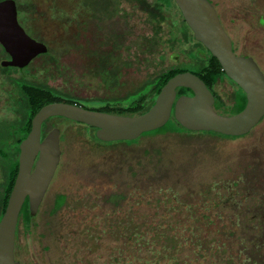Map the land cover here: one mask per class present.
Masks as SVG:
<instances>
[{"label": "rangeland", "instance_id": "rangeland-1", "mask_svg": "<svg viewBox=\"0 0 264 264\" xmlns=\"http://www.w3.org/2000/svg\"><path fill=\"white\" fill-rule=\"evenodd\" d=\"M35 1L38 3L34 15L37 32L61 57L65 49L72 50L68 45L111 44V39L126 45L119 55L125 57L127 50L131 57L134 89L170 65L191 60L187 67L192 71H197L200 65L197 55L188 51L196 45L192 38L172 41L173 35L181 34V26L171 0H164V19L160 22L150 18L135 2L126 0H121L112 17L104 19L92 5L89 7L94 15L85 9L84 0ZM64 12L68 22L75 21L66 34L63 33ZM19 18L28 33L41 39L25 23L21 13ZM157 23L160 28L156 32ZM69 54L73 58L71 51ZM71 66H75L74 62ZM79 77L80 85L74 84L73 88L88 96H100L109 89L92 69H86L85 75ZM60 80L55 78L54 84H61ZM214 88L222 97V109H225L232 101V86L222 79ZM134 99L132 96L118 102L117 108L132 107ZM101 102L85 103L99 106ZM216 109L221 114H229ZM56 120L68 125L65 127L68 141L50 191L32 225L20 233L19 257L24 264H98L101 261L117 264L115 258L109 260L110 251L106 253L104 247L110 245L113 251L118 247L120 258H127L131 245L126 241L129 229L135 238L144 235L141 238L149 241L150 250L162 254V243L152 242L154 231L165 232L167 223L179 222L182 227L169 231L182 238L190 237V232L194 238L206 237L216 250L212 251V257L209 255V261L198 258L194 264H241L242 256H237L240 236L245 240V256L249 258L244 264H264V118L248 134L238 138L208 137L205 132L185 131L189 136L194 134L187 137L167 132L144 136L135 144L111 146L93 143L89 127L79 124L84 130L72 120ZM163 126V131L181 130L171 119ZM206 190L209 196L202 197L201 193ZM59 192L65 193L66 201L54 210L53 201ZM112 193H127L115 211L106 199ZM239 201L245 204L244 220L236 209ZM256 202L261 210L254 208ZM208 220L209 228L204 225ZM237 220L246 225L240 234L237 226H229ZM157 225L160 229L153 228ZM146 226L151 228L144 229ZM86 227L88 232L94 230L95 237L98 235L97 245L91 244L92 236L85 233ZM131 242L134 259L145 257V251L135 252L139 245L133 239ZM222 242L225 248L217 251V245Z\"/></svg>", "mask_w": 264, "mask_h": 264}, {"label": "flooded vegetation", "instance_id": "flooded-vegetation-1", "mask_svg": "<svg viewBox=\"0 0 264 264\" xmlns=\"http://www.w3.org/2000/svg\"><path fill=\"white\" fill-rule=\"evenodd\" d=\"M4 1V0H0ZM86 2L83 3L84 8L88 9L92 12V15H94L93 10H97L99 14H101L102 19L107 16H113L114 12H116L119 8V3H121V0H84ZM129 3L135 2L139 9L143 10L147 15L148 12L145 10V7L143 3L136 2L134 0H126ZM212 5L215 7L217 15L220 19V22L222 26L224 27L225 31L231 38V44H232V50L235 54L244 56V57H251L255 63L258 65L259 69L262 71L264 75V0H209ZM16 8V17L18 23L22 26L24 31L34 38L35 40L42 42L46 46V51L38 53L35 55L27 64L23 66L19 65H11L7 64L8 61L11 60V55L9 52L5 49L4 45L0 42V145L2 146H12L17 147L18 149L13 150L12 158L16 165V174L18 171L19 166V152H20V144L23 139L26 138L29 131L32 127V118L36 114V112L44 105L52 103V102H66L71 103L75 105H79L84 108H88L91 110H97L107 113H115L113 111H125L127 112L128 105L125 107L117 108L118 102H123L124 100H128L133 95L134 88L132 87V71L130 66V60L131 58L129 56V53L127 50L125 57L120 56L119 54H122V50L126 47L114 43V41L111 39V44H104L99 42L98 44L94 46H71L68 45V48H71L72 50L65 49L62 53V57L59 53H55V50L52 49V47L49 45V43L43 38L41 34L37 32V26L35 24V8L36 4H38L35 0H13ZM47 2V1H45ZM145 2L148 3V5L153 6L155 2L161 5V10L164 11V0H145ZM89 5H92L93 10L89 7ZM68 9V8H67ZM65 10V12L67 11ZM168 10V9H166ZM64 12V24H63V33H69L70 29L69 27L74 23L75 21H70L66 19V14ZM20 13L21 16L24 18L25 23L30 26L32 31L36 34H38L41 39H38L34 36H32L30 33H28L23 24L20 22ZM69 14V11L68 13ZM50 18L53 19V14H49ZM128 16V14H127ZM164 16V15H163ZM68 18V16H67ZM90 18V17H89ZM99 18V16H98ZM71 24V25H70ZM99 28V27H98ZM236 28V29H235ZM113 30V29H109ZM113 38V37H112ZM125 47V48H124ZM197 51V56H201V58L204 59V57L207 56V53L201 48V46L195 47ZM71 51L73 58L70 59L71 55L69 52ZM65 53L69 54V56H65ZM77 57L78 62H75V57ZM125 58V61L122 60ZM188 59V57H186ZM189 60V59H188ZM191 60L188 62H183L186 64H191ZM75 64V66H71V64ZM182 63V62H181ZM86 69H92L95 72V75L97 78L104 80V83L108 86L107 93L100 95V96H88L85 94V92H81L76 88H73L74 84L80 85V77L82 74L85 75ZM125 70V71H124ZM184 71H190L192 70H184ZM183 72V71H182ZM88 73V72H87ZM125 73V75H124ZM194 73V72H193ZM225 73V72H224ZM197 75V74H196ZM61 78V84H54L55 78ZM111 77V79H110ZM222 79H225L231 86V96L233 100V94L236 92H240L241 95L244 94L245 102L243 104V107L246 103V94L240 88L233 80H231L226 74L222 77ZM220 79V80H222ZM220 80L215 82L211 87H208L209 90L212 92L214 96V102L215 97H220V99L223 101L222 97L216 92L214 86L217 84ZM177 96L181 94L186 95H192V92L190 89L186 90L185 92L178 93ZM103 103L99 106H87L85 102H100ZM155 100V99H154ZM72 101V102H71ZM232 103V101H231ZM153 104V103H152ZM151 104V105H152ZM89 105V104H88ZM150 105V106H151ZM149 106V107H150ZM214 106V103H213ZM120 107V106H119ZM149 107L147 109H149ZM215 108V107H214ZM146 109V110H147ZM216 109V108H215ZM222 109V107L220 108ZM145 110V111H146ZM217 110V109H216ZM225 110V109H222ZM144 111V112H145ZM143 113V112H142ZM141 114V113H139ZM136 114V115H139ZM234 114V113H233ZM124 115V114H119ZM128 115V114H125ZM172 115V114H171ZM170 115V118H171ZM133 116V115H131ZM63 120H71L69 118H66L64 116L60 115H51L45 118L40 125V134H39V141L42 142L46 135L53 129L58 130V144H59V159L56 164V167L53 171V174L51 176V179L48 182V185L44 191V194L41 198V201L39 202L37 209L35 213H30L29 205H28V197L26 196L22 206L20 208L17 223L15 227V236H14V257L15 259L20 263L24 264V262L20 259V248L21 246L18 244V239L20 236V233H24L28 227L32 225L33 219L37 215L40 206L43 203L44 198L48 194V192L51 189V184L53 183V180L56 178L59 166L62 162L63 153H64V144L68 141V133L65 131V127H67V124H64L61 121H57L56 119ZM169 118V119H170ZM264 118L262 116L258 123ZM77 122V124H81L82 126H86L90 128L91 134V140L93 143H96L98 145H104V146H111L115 144H135L138 142L142 137L144 136H151L155 134L160 133H175V134H184L187 137H193L194 134L188 135L187 132H205L206 135L209 137H222V138H238L241 136H244L248 134L256 125H254L248 132L241 134V135H228V137L220 136L218 134H213L210 132V130H190V129H183L179 130L178 132L174 131H165V132H157V133H151V134H144L142 135V132L139 136L133 138V139H116V140H110L105 141L97 138L96 136V130L97 128L94 126L87 125L83 122L74 121ZM79 125L80 127H82ZM162 127V126H161ZM183 127V126H182ZM83 128V127H82ZM160 128V127H159ZM184 128V127H183ZM84 130L86 128H83ZM157 129V128H156ZM155 130V129H154ZM151 131V130H150ZM148 132V131H146ZM214 132V131H213ZM218 133V132H216ZM142 135V136H141ZM225 135V134H224ZM94 136L100 140H95ZM235 136V137H233ZM132 142H127L131 141ZM39 152H37L34 161L32 163L31 172L35 168L36 160L38 159ZM15 174V177H16ZM1 170H0V178H1ZM14 177V180H15ZM240 180V177L238 178V182ZM237 181L233 182V186L237 185ZM14 184V181H13ZM12 184V186H13ZM11 186V189H12ZM10 189V191H11ZM9 191V194H10ZM8 194V197H9ZM127 193L124 194H118V193H112L111 195L107 196V203L111 205V209L115 211L118 207H120L121 202L120 200H123L124 197H126ZM202 197L209 196V190H206L205 192H202ZM200 194V195H201ZM63 197V200L61 203L57 204V198ZM8 200V199H7ZM66 201L65 193L59 192L55 194V198L53 201L52 209L57 210L60 208ZM25 202L27 203L28 207V213L31 216L29 221L26 223L25 219L23 218V207ZM130 201H128L129 203ZM133 200H131V206H132ZM229 202V200H228ZM244 201H239L237 204L236 209L238 212L241 213V219L244 220L245 218V204H242ZM232 204V202H229ZM7 204V203H6ZM159 204V203H158ZM228 204V203H227ZM157 205V204H156ZM218 204H216L217 206ZM227 206V205H224ZM6 207V206H5ZM179 207V205H178ZM254 208H257V210H261V205L259 202H256L254 204ZM132 221V217L130 218ZM209 220L204 223V225L209 228ZM175 225V226H172ZM192 225V224H190ZM182 227L181 222L171 224L167 223V227L165 228V232H158L157 230L154 231V237L152 238V242L156 241L161 244L162 254L158 253V250L151 251L149 248V241H143L144 239L141 238L143 236H140V238L133 237V230L129 229L126 237V241L130 242V247L128 249V256L127 258H120L119 252L120 249L117 247L114 248V251L110 245H106L104 247V250L106 253L110 251L108 254L109 260L116 259L117 264H194V261L198 258H201V260L206 259L209 261V255L212 257L214 254L212 251H216L213 249V242H209L208 238H197L193 237L192 233L190 232V237L182 238L181 236H177L176 232L172 233L169 230L176 229ZM231 228H236L239 232H244V229L246 228L245 222L236 221L233 225L230 223L229 225ZM160 226L157 225L153 227L154 229H160ZM226 227V226H224ZM151 228L150 226L144 227V229ZM85 233L88 236L91 237V241L97 245L95 241L98 239L94 236V230H91V232H88L87 227L84 229ZM229 231V230H228ZM145 232V231H144ZM132 239L134 244L139 245V247L136 249L135 252L141 251L143 254V251H145L146 255L143 258L134 259V256H132ZM207 239V240H206ZM200 241V242H197ZM208 241V242H206ZM243 236L238 238V254L237 256H242V263L246 260H249V258H246L245 256V242H244ZM225 243L222 242L221 244L217 245L218 250H223L225 248ZM230 245V243H228ZM147 246V247H145ZM143 247L145 249H143ZM46 249V248H45ZM25 252V249L23 250ZM213 253V254H212ZM107 255V254H106ZM199 255V256H198ZM115 256V257H114ZM129 258V259H128ZM121 259V262L119 263ZM135 261V262H134ZM107 262H98V264H106ZM97 264V263H96Z\"/></svg>", "mask_w": 264, "mask_h": 264}, {"label": "water", "instance_id": "water-1", "mask_svg": "<svg viewBox=\"0 0 264 264\" xmlns=\"http://www.w3.org/2000/svg\"><path fill=\"white\" fill-rule=\"evenodd\" d=\"M195 40L213 55L225 74L246 94L244 107L234 114H221L213 106L214 96L204 81L190 71L168 78L153 104L139 115H119L91 110L66 102L42 106L32 118V127L20 144L19 166L6 207L0 217V264H20L14 257V236L18 214L25 197L30 213H35L59 159L58 130L39 141L41 122L60 115L97 128V138L105 141L133 139L142 132L163 126L172 114L184 128L210 130L225 135L248 132L264 116V75L251 57L234 53L231 38L209 0H174ZM0 42L11 55L7 64L23 66L46 51L44 43L29 36L16 17L13 0L0 2ZM185 87L192 95L177 96ZM39 152L35 168L34 158Z\"/></svg>", "mask_w": 264, "mask_h": 264}, {"label": "trees", "instance_id": "trees-1", "mask_svg": "<svg viewBox=\"0 0 264 264\" xmlns=\"http://www.w3.org/2000/svg\"><path fill=\"white\" fill-rule=\"evenodd\" d=\"M134 1L143 3L145 10H147L150 18L157 20L159 22L164 19V16L162 14L163 9L161 10L162 7L157 2H155L153 6H150L148 5L147 2H145V0H134ZM171 1L173 5L175 6V9L178 13V18H179V22L181 26V34H178L177 36L173 35L172 41L176 42L178 41L179 38H182L183 41L187 40L188 38H192L195 41L196 45L191 46L188 51L194 52L195 54H197V51L195 49V47L197 46H201V48H203L206 51L207 56L204 57V59L201 58V56L200 57L197 56L200 59L199 61L200 65L197 66V71H192V72L197 74L204 81L207 87H211V85H213L215 82L222 79V77L225 76V73L222 70L218 60L213 55H211V53L202 45L201 42L194 39L192 31L185 23V20L183 19L180 13V10L178 9L174 0H171ZM174 27L176 28V31H178L177 25H174ZM159 28H160L159 24L157 23V27L155 24L156 32L157 30H159ZM184 70H191L187 67L186 63L182 62V63L173 64V65H170L169 67L162 69L161 71H159L156 75L152 76L151 78L143 81L142 84H140L137 88L133 90V95L135 96L134 105L132 107H128L126 111L129 113H137V114L144 112L154 102L156 95L158 94V92L160 91L164 83L168 80V78ZM177 89H178V93H182L188 90V88H185V87H178ZM215 98L216 99L214 102V107L215 108L224 107V103L220 99V97L218 98L215 97ZM244 102H245L244 94L241 95V93L238 91L235 94H233L232 103H230L228 106H225V111H227L229 114L237 113L243 108ZM170 119L179 129L181 130L185 129L175 120L173 115H171ZM163 127L164 126L157 128L155 130L144 132L142 133V135L157 133V132L159 133L165 132L162 130ZM210 132L213 134H218L220 136L228 137V135H224L221 133H216L213 131H210ZM94 138L95 140L100 141L95 136ZM132 141L133 140L127 141V142H132ZM14 148L15 147H12V146L4 147L0 145V170H1V175H2L0 178V217L2 216L4 212L7 199H8V194H9V191L11 189V186L13 184L14 177L16 174V165L13 161L11 153H13V150L15 149L17 150L18 148L17 147L15 149ZM62 200H63L62 196L58 197L57 204L61 203ZM23 208H24L23 218L25 219L27 223L29 219L31 218V216L28 213V207H27L26 202Z\"/></svg>", "mask_w": 264, "mask_h": 264}]
</instances>
